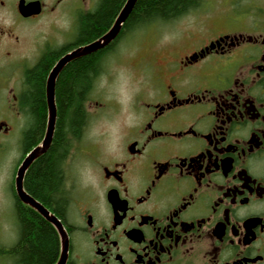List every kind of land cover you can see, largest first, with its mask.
<instances>
[{
  "label": "flooded vegetation",
  "instance_id": "af4514ba",
  "mask_svg": "<svg viewBox=\"0 0 264 264\" xmlns=\"http://www.w3.org/2000/svg\"><path fill=\"white\" fill-rule=\"evenodd\" d=\"M81 1L0 0V14L30 21L71 13L76 28L65 43L43 53L57 52L55 65L103 36L79 38L82 17L98 7L86 9ZM230 3L227 16L212 11L184 29L188 42L178 38L160 46L168 58L148 63L151 76L133 89L127 118L114 120L97 136L89 120L78 136L66 135L64 152L57 153L51 150L59 113L56 89L53 139L30 168L54 167L57 196L44 201L28 192L30 168L23 186L58 219L64 242L54 224L16 192L19 168L43 143L48 113L43 134L28 135L32 118L23 101L25 81L10 89L12 99L0 98L5 102L0 179L6 170L4 186L16 214L14 245L22 237L20 212L30 210L58 236L51 264L61 259L60 264H264V0H246L244 10L236 0ZM27 7L39 13L24 17ZM123 32L87 56L106 59ZM33 67L24 69L23 80ZM95 90L84 97L85 107ZM97 104L101 110L108 106ZM13 150L16 156L10 155Z\"/></svg>",
  "mask_w": 264,
  "mask_h": 264
},
{
  "label": "rangeland",
  "instance_id": "374dc122",
  "mask_svg": "<svg viewBox=\"0 0 264 264\" xmlns=\"http://www.w3.org/2000/svg\"><path fill=\"white\" fill-rule=\"evenodd\" d=\"M99 1L84 0L79 5L92 9L98 6ZM239 1L236 0L239 10L248 7L246 0H241L242 3ZM259 1L261 0H251L255 3ZM230 2L232 0H201L198 8L182 17L168 22H154L125 33L118 40L113 54L105 59L101 74L93 82L96 90L91 97L92 103L85 107L86 112L88 108L91 110V115L87 112V118L93 124L92 133L97 136L114 120L127 118L133 89L142 85V77L151 76L148 63L168 58V53L160 49L161 45L178 38H184L185 43L188 42L182 32L184 29L193 28L205 17L204 14L212 11L217 12L218 16H227L232 12ZM224 25L225 28H230L232 24L228 23L226 26L225 22ZM0 26V98L4 101L6 98L12 99L11 88L23 85L24 69L36 65L46 47L65 43L77 23L71 13L65 12L30 21H20L14 14L7 13L0 14ZM90 93L91 91L88 96ZM96 101L106 102L107 108L101 110ZM4 103L1 99L0 112L4 110ZM14 154L15 151H11L10 155H17ZM6 172L5 170L0 179V264H16L14 254L8 252L9 247H13L16 242L17 229L13 200L4 186Z\"/></svg>",
  "mask_w": 264,
  "mask_h": 264
},
{
  "label": "trees",
  "instance_id": "16d2710c",
  "mask_svg": "<svg viewBox=\"0 0 264 264\" xmlns=\"http://www.w3.org/2000/svg\"><path fill=\"white\" fill-rule=\"evenodd\" d=\"M123 2L124 0H100L95 12L82 17L79 38L89 41L104 35L119 14ZM200 3L201 0H138L124 24L123 35L154 22H168L182 17ZM56 53L47 51L26 75L27 91L23 95V101L32 118L28 135L34 130L40 134L44 132L48 113L45 100L46 82L50 68L57 58ZM104 63L103 54L87 56L82 60L72 61L60 74L56 88L59 113L54 146L51 149L53 152H64L66 135L78 136L83 124L88 122L83 100L94 87L93 82L101 74ZM55 176L56 172L51 164L30 168L26 177L28 192L44 201L49 194L55 198L57 196V190L54 188ZM20 220L21 240L8 250L14 254L16 263L56 262L59 250L56 232L40 218L36 219L30 210H22Z\"/></svg>",
  "mask_w": 264,
  "mask_h": 264
},
{
  "label": "water",
  "instance_id": "95a60500",
  "mask_svg": "<svg viewBox=\"0 0 264 264\" xmlns=\"http://www.w3.org/2000/svg\"><path fill=\"white\" fill-rule=\"evenodd\" d=\"M138 0H127L121 11L119 12L113 26L99 39L95 40L94 42L79 47L78 49L64 55L61 57L56 64L53 66L51 71L49 72L47 82H46V97H47V109H48V125L47 131L43 140V143L38 146L37 148L33 149L28 156L23 161L21 167L18 170L17 177H16V192L19 198L22 200L23 203L29 205L32 208L38 209V211L46 217L50 222L54 224L56 229L58 230L61 240L63 241V233L61 229V225L58 219L52 215H50L46 209L38 203L26 190L23 186V180L25 177L26 172L30 168L32 162L38 157L42 152L48 150L50 144L53 139V135L55 132L56 126V119H57V108L55 103V92H56V82L63 71V69L71 63L73 60L78 59L83 56L90 55L95 53L107 45L112 43L121 33L125 22L127 21L128 17L132 13L135 5L137 4ZM31 7H27L26 9H22V15L24 17H29L33 14H38L39 10L32 11L30 10ZM62 261V259H61ZM60 261V262H61ZM59 262V264H60Z\"/></svg>",
  "mask_w": 264,
  "mask_h": 264
}]
</instances>
